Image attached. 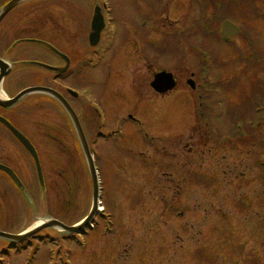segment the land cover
<instances>
[{
  "label": "rangeland",
  "instance_id": "rangeland-1",
  "mask_svg": "<svg viewBox=\"0 0 264 264\" xmlns=\"http://www.w3.org/2000/svg\"><path fill=\"white\" fill-rule=\"evenodd\" d=\"M222 1L120 0L125 15L110 21V31L91 53L84 52L82 33L84 63L71 86L80 94L81 102L73 101L80 108L82 128L94 152L102 210L92 220L93 228L77 236L82 241L79 249L74 241L61 237L67 233L47 227L38 232L42 240L32 238L23 253L5 251L4 262L264 264V183L258 174L257 182L254 180L248 165L246 185L250 184L242 188L250 195L247 207L238 206L243 203L241 194L233 195L230 188L234 185L228 186L227 194L212 195L200 186L177 181L179 190L169 191L161 174V167L169 163L175 164L176 179L188 178L190 171L211 174V165L221 157L218 152L203 151L200 135L204 123L217 129L218 136L232 137L235 130L248 125L256 105L263 107L256 115L262 118L264 114V0H225V5ZM120 3H113L112 8L119 10ZM73 11L78 12L75 25L79 32L86 9L82 6ZM226 17L240 27V33L229 40L220 36V24ZM154 23L161 26L156 38ZM125 45L142 49L156 61V67L166 68L178 79L193 73L199 88L185 86V93L173 92L155 102L141 99L133 93L138 82L130 83V76L141 74L137 69L143 65L139 62L143 56L123 64L119 55L116 68L113 65V57ZM120 76L129 77L127 84H122ZM204 77L208 83L203 89ZM125 88L127 92L122 90ZM198 91L209 96L205 98L207 110H202L206 114L199 112ZM30 118L34 138L40 140L49 185L47 193L32 197L28 208L31 223L54 218L65 225H78L90 210L91 182L87 163L77 151L76 134L53 104L45 109L34 106ZM95 122L102 126L97 128ZM246 149L228 157L227 162L249 164ZM18 211L13 213L17 217ZM108 221L124 226L123 254L108 243V237L118 235L115 228L112 234L105 232ZM0 226L9 231L18 228V224Z\"/></svg>",
  "mask_w": 264,
  "mask_h": 264
},
{
  "label": "flooded vegetation",
  "instance_id": "flooded-vegetation-1",
  "mask_svg": "<svg viewBox=\"0 0 264 264\" xmlns=\"http://www.w3.org/2000/svg\"><path fill=\"white\" fill-rule=\"evenodd\" d=\"M12 1L0 0V117L17 130L12 131L0 121V165H2L0 167V224L3 226L18 224V228L9 231L5 229L7 227L0 226V231L16 235L23 233L32 224V217L28 213L30 199L35 194L44 195L49 190L43 168L45 159L39 147L40 140L34 138L35 133L31 124L32 109L34 106L45 109L49 103L56 106L54 102H51L54 98L47 92V89L51 88L66 99L81 124L83 123L80 108L74 102L75 99L81 102L80 94L71 86L78 78L81 62L84 63L80 53L82 45L85 43V46L83 45L85 53H91L101 45L105 34L110 31V21L122 18L125 14L120 0H20L8 8ZM113 3L115 5L120 3V9L114 10ZM82 6L86 9V17L83 30L77 32L75 13L78 12L74 13L73 10ZM94 15L102 19L103 27L99 41L91 45L89 35L92 31L91 20ZM166 19L170 20L167 16ZM160 31V24L154 23L153 38H156ZM82 33L83 44L80 41ZM70 38L73 39V43H70ZM119 55L123 56V64L143 56L144 59L139 60L143 65L137 69V71L141 70V74L137 77L130 76L133 79L130 83L135 80L138 82L133 93L141 99L146 98L149 102H155L160 98L169 97L173 92H184L187 78L177 79L172 90L164 93L155 91L151 81L160 67L159 65L156 67V61L148 58L147 54L142 49L138 50L135 45H125L121 53L113 57L115 68V58ZM120 78L122 84H127L126 80L129 77L120 76ZM140 86L142 87L139 90ZM142 89H145L147 94L143 95ZM122 90L128 91L127 88ZM198 96L200 98V94ZM200 105L202 102H199ZM93 111L97 112V109ZM61 113L64 117L62 108ZM97 114L99 116L98 112ZM251 115L248 125L244 128L239 127L232 137H228V134L220 137L217 129L212 130L208 124H204L200 135L203 151L210 155L212 151L218 152L221 159H216L211 165V174L203 173L201 177L190 174L188 179L183 177V182L200 186V189H209L216 195L227 194L228 186L234 185L230 188L233 190V195H246L249 194L247 190L242 191L243 187H248L250 184L249 182L246 185L248 182L245 174L248 170L246 165H248L249 172L255 173L254 180L257 182L258 174L259 181L264 183V123L256 121V109L251 112ZM93 124L97 128L102 126L97 125L96 122ZM210 137H212L211 140ZM24 142L30 143L35 148L42 173L41 181L34 157ZM244 148H247L245 159H250L249 164L244 161L234 163V160L227 162L228 157L242 154L241 151ZM173 167L171 163L161 167V174L167 182L169 191L179 190L181 185L177 184V181H180L174 177ZM15 209L21 213L18 217L13 214ZM112 228V226L108 227L105 232L112 234ZM114 228L117 229L118 235L108 237V243L115 246V252L120 250L123 254L126 251L124 226H114ZM38 236L37 233L21 241L0 237V250L7 252L13 249L15 250L13 253H23L30 247L31 239L37 240Z\"/></svg>",
  "mask_w": 264,
  "mask_h": 264
},
{
  "label": "water",
  "instance_id": "water-1",
  "mask_svg": "<svg viewBox=\"0 0 264 264\" xmlns=\"http://www.w3.org/2000/svg\"><path fill=\"white\" fill-rule=\"evenodd\" d=\"M17 1H19V0L12 1L7 7L9 8V7L13 6ZM102 27H103L102 19L99 18V16L94 15L92 17V20H91L92 31L89 35V40H90L91 45H95L98 42L100 31H101ZM238 33H239V27L237 25H235L234 23H232L231 21H229L227 19H224L222 21V23H221V34L224 38H229V37L235 36ZM188 83L193 88V86H194L193 81L188 80ZM151 85L158 92H166L167 90H170L173 88V86L175 85V81H174L173 76L170 72H165L162 70V71L157 72L155 74L154 80L152 81ZM32 90H36V89H32ZM47 92L50 93L51 95H53L59 101V103L62 105V107L64 108V110L68 114V116H69V118L72 121V124L74 126L76 135H77L78 140L80 142L82 152H83L84 157L87 161L88 169H89V173H90V177H91L92 205H91L90 211L87 214V216L78 225L68 226V225L61 223L60 221H58L56 219L44 218L40 224H38L34 229H32L31 231H29L28 233H26L24 235H10V234L0 232V235L8 237V238H12L14 240H21L22 238L26 237L27 235H31V234L35 233L36 231H38L39 229L45 228V227H59L60 230L66 231L69 233L78 232L81 229L85 228L89 224V222L93 219V217L97 211L98 196H99L98 177H97V172H96V169L94 166L93 157L90 153L88 142L86 140V137H85V134H84L83 129L81 127V124L79 122V119H78L76 113L74 112V110L71 108V106L68 104V102L61 95H59L57 92L53 91L52 89H47ZM14 100H16V99H14ZM0 120H2L6 125H8L11 129H13L12 126L7 121L3 120L2 118H0ZM18 136L20 137L21 140H23V138L20 136V134ZM24 144H26L27 148L30 150V152L33 154V156L36 158V161H37L36 153H35L33 146L28 142H24Z\"/></svg>",
  "mask_w": 264,
  "mask_h": 264
},
{
  "label": "trees",
  "instance_id": "trees-1",
  "mask_svg": "<svg viewBox=\"0 0 264 264\" xmlns=\"http://www.w3.org/2000/svg\"><path fill=\"white\" fill-rule=\"evenodd\" d=\"M253 1H254V0H253ZM225 2H226V1L223 0L221 4H222V5H225V4H226ZM231 2L233 3V1H231ZM225 16H226V15H225Z\"/></svg>",
  "mask_w": 264,
  "mask_h": 264
},
{
  "label": "bare ground",
  "instance_id": "bare-ground-1",
  "mask_svg": "<svg viewBox=\"0 0 264 264\" xmlns=\"http://www.w3.org/2000/svg\"><path fill=\"white\" fill-rule=\"evenodd\" d=\"M40 222H41V220H38V223H40ZM32 226H36V224H32ZM56 228H59V227H56Z\"/></svg>",
  "mask_w": 264,
  "mask_h": 264
}]
</instances>
